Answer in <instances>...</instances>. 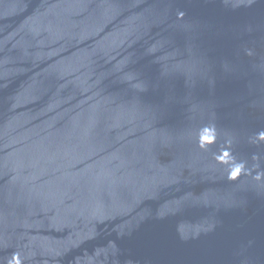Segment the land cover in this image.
Here are the masks:
<instances>
[{"label": "water", "instance_id": "1", "mask_svg": "<svg viewBox=\"0 0 264 264\" xmlns=\"http://www.w3.org/2000/svg\"><path fill=\"white\" fill-rule=\"evenodd\" d=\"M0 264H264V0H0Z\"/></svg>", "mask_w": 264, "mask_h": 264}]
</instances>
